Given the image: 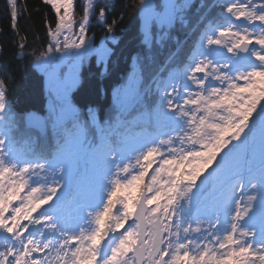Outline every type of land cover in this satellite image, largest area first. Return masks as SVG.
<instances>
[{
    "label": "snow or ice",
    "instance_id": "1",
    "mask_svg": "<svg viewBox=\"0 0 264 264\" xmlns=\"http://www.w3.org/2000/svg\"><path fill=\"white\" fill-rule=\"evenodd\" d=\"M76 7L3 5L0 58L16 68L0 64V264H264V0ZM45 8L42 35L19 23ZM129 8L134 68L101 120L72 93L92 58L112 69ZM28 68L44 116L11 101Z\"/></svg>",
    "mask_w": 264,
    "mask_h": 264
},
{
    "label": "trees",
    "instance_id": "2",
    "mask_svg": "<svg viewBox=\"0 0 264 264\" xmlns=\"http://www.w3.org/2000/svg\"><path fill=\"white\" fill-rule=\"evenodd\" d=\"M157 3L160 0H156ZM6 0H0V31L9 32L10 21L5 16L3 5ZM38 3V0H28V3ZM132 3L135 0H105L112 6V17L119 16L124 9L120 8L122 3ZM77 5L75 12L76 18L79 19L80 0H75ZM138 11L133 8L127 9V15L123 17L122 22L117 27L116 39L121 41L118 50V57L114 58V66L110 71L101 75L98 72V65L95 58H92L82 70V84L72 93V102L78 107H84V100L90 98L94 101V107L98 109V117L103 120L104 113L112 104L113 91L127 81L131 74L134 64L129 60V54L139 47V17ZM52 13L48 8L44 9L43 14L33 12L30 16H26L19 23L26 29L37 31L42 35L44 32L43 19L44 16L51 17ZM96 39L99 41L104 33L99 29H93ZM91 34V33H90ZM183 56V53H181ZM0 64L5 65L8 70L16 68L10 56L0 58ZM15 75V84L13 86L11 101L15 107L19 109H27L39 115H46L48 109V96L44 90V79L42 73L36 69H20L13 73ZM99 90V94H97Z\"/></svg>",
    "mask_w": 264,
    "mask_h": 264
},
{
    "label": "water",
    "instance_id": "3",
    "mask_svg": "<svg viewBox=\"0 0 264 264\" xmlns=\"http://www.w3.org/2000/svg\"><path fill=\"white\" fill-rule=\"evenodd\" d=\"M159 3V2H158ZM138 17H139V29H140V31H141V29H142V17H141V14L138 12ZM37 114V113H36ZM37 115H39V114H37ZM40 116H42V115H40Z\"/></svg>",
    "mask_w": 264,
    "mask_h": 264
},
{
    "label": "rangeland",
    "instance_id": "4",
    "mask_svg": "<svg viewBox=\"0 0 264 264\" xmlns=\"http://www.w3.org/2000/svg\"><path fill=\"white\" fill-rule=\"evenodd\" d=\"M156 2H157V1H156ZM159 2H160V1H159ZM132 67L134 68V66H132ZM38 72H39V71H38ZM132 72H133V70H132ZM132 72H131V74H132ZM40 73H41V72H40ZM131 74H130V75H131ZM130 75H129V77H130ZM129 77H128V79H129ZM128 79H127V80H128ZM124 83H125V82H124ZM124 83H123V84H124ZM123 84H122V85H123ZM120 87H121V86H118L117 88H120ZM117 88H116V89H117Z\"/></svg>",
    "mask_w": 264,
    "mask_h": 264
}]
</instances>
